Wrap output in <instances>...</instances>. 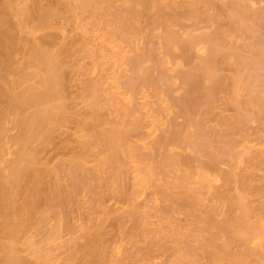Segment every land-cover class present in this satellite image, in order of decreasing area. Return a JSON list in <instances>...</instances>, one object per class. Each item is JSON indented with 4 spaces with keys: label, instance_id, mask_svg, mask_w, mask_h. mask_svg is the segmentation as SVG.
<instances>
[{
    "label": "bare ground",
    "instance_id": "1",
    "mask_svg": "<svg viewBox=\"0 0 264 264\" xmlns=\"http://www.w3.org/2000/svg\"><path fill=\"white\" fill-rule=\"evenodd\" d=\"M262 114L264 0H0V264H264Z\"/></svg>",
    "mask_w": 264,
    "mask_h": 264
},
{
    "label": "rangeland",
    "instance_id": "2",
    "mask_svg": "<svg viewBox=\"0 0 264 264\" xmlns=\"http://www.w3.org/2000/svg\"><path fill=\"white\" fill-rule=\"evenodd\" d=\"M42 2H43V1H42ZM70 25H73V24H69V25H68L67 30L70 29V30H68L69 32L71 31V28L73 27V26L71 27ZM70 27H71V28H70ZM92 27L94 28V30L97 29V28H95L94 26H92ZM90 28H91V27H89L88 30H91V32L87 35V38L85 39V45H89V46H87V47L85 46V47L83 48V50H84L83 52H86V53L89 52V53H92V54H93V52H92L93 50H92V49H94V48H95L96 50H98L99 52L96 51V52H98V54L95 53V54H96L95 56L92 55V56H94V57L87 56L86 59H84V61L86 60L85 62H88V64H90L89 67L92 66V65H91V62H89V61H91V60L95 61V63H96V64H95V67H96L98 70H99V69H102V68L105 69L104 67H106L107 70H105V72H106V73H105V76H106V77H105V82L107 83V81H108L109 86H111V88H110L111 91H110V89H109L108 91H110L111 94H113V92H114V94H115V95H114L115 98H121L120 96H121L123 93H122V94H119V93H120V90H122V89H120V86H116V85H117V83H118L119 81H121V80L123 79L122 77H121V78H122V79H121L119 76H120L121 74H123L122 71H123L124 67H123V66H120V65L117 64V60H116L117 58H116V57H118V56H115V58H114V57H113L114 54H111V53H110V52L112 51V49L114 50V48H113V46H114L113 44H114V43H113V42H110L109 40L105 41V40H104L105 38H103V37L100 35V34H102L100 29H99L100 31L97 29V30L94 32V31L92 30L93 28H91V29H90ZM92 31H93V32H92ZM97 31H98V32H97ZM200 31H203V30L201 29V30H199L198 32H200ZM42 33H43V32H42ZM91 33H93V34H91ZM98 33H99V34H98ZM96 34H97V38L94 37V36H96ZM98 35H100V38H99V39H98ZM88 36H89V37H88ZM102 38H103L104 41H103V40L101 41ZM89 39H90V40H89ZM95 39H96L97 41H95ZM90 41H91V42H90ZM95 42H96V43H95ZM98 42H99V43H98ZM106 42H107V43H106ZM94 43H95V44H94ZM105 43H106V44H105ZM97 44H98V45H97ZM110 44L113 45V46L111 47ZM91 45H94V46H91ZM99 45H101V46H99ZM106 45L108 46V48H107ZM96 46H97V47H96ZM103 46H104V47L106 46V47L104 48ZM126 47H127V49L129 48V46H125V48H126ZM90 48H91V51L89 50ZM97 48H98V49H97ZM99 48H100V49H99ZM101 48H102V49H101ZM125 48H124L122 51H124ZM85 49H86V50H85ZM95 49H94V50H95ZM108 49H109V50H108ZM127 49H126V50H127ZM87 50H88V51H87ZM107 50H108V51H107ZM128 50H130V49H128ZM112 52H113V51H112ZM124 52H125V51H124ZM129 52L131 53V51H129ZM89 53H88V55H90ZM100 53H101V55H100ZM108 53H109V54H108ZM125 53H126V52H125ZM130 53H129V54H130ZM83 54H85V53H83ZM97 55H98V56H97ZM110 55H111V56H110ZM119 55H120V54H119ZM90 57H91V58H90ZM87 58L89 59V61H87V60H88ZM118 58H119V57H118ZM100 59H101V60H100ZM109 59H110V60H109ZM105 60H106V62H105ZM115 60H116V61H115ZM108 61H109V62H108ZM118 61H119V60H118ZM110 62H111V63H110ZM112 63H113V65H112V67H110ZM109 64H110V65H109ZM103 65H104V66H103ZM105 65H106V66H105ZM114 65H115V66H114ZM117 66H118V68H117ZM99 67H100V68H99ZM114 67H115V68H114ZM120 67H121V68H120ZM108 69H109L110 71H109ZM111 69H114V70H113L114 72H112ZM115 70H116V71H115ZM108 72H109V73H108ZM111 72H112V73H111ZM120 72H122V73H120ZM115 73H116V74H115ZM109 74H112V75H109ZM107 76H109V77L107 78ZM110 76H111V78H110ZM121 76H122V75H121ZM118 77H119L120 79H119ZM110 79H112V80H110ZM116 79H117L118 81H117ZM112 85H113V87H112ZM115 88H116V89H115ZM114 89H115V90H114ZM112 91H113V92H112ZM106 94H107V93H106ZM106 94H104L105 98H106L107 96H109V95L106 96ZM118 94H119L120 96H119ZM117 95H118L119 97H116ZM104 96H103V98H104ZM123 96L126 97V95H124V94H123ZM122 98H123V97H122ZM126 100H127V99H126ZM104 102H105V101H104ZM262 115H263V114H262ZM260 116H261V114H260ZM263 116H264V115H263ZM262 118H263V117H262ZM262 118H261V120H262ZM263 119H264V118H263ZM261 120H260V118H259V121H261ZM263 122H264V120H263ZM258 125H259V124H258ZM260 125H261V124H260ZM260 125H259V128H261ZM262 125H263V123H262ZM263 126H264V125H263ZM263 129H264V128H263ZM156 132H157V131H156ZM244 143H246V142H243V144H244ZM240 145H241V144H240ZM240 145H239V147H236V148H237V149H238V148L240 149V148H242L243 146H244V148H245V145H241L242 147H240ZM246 147H252V148H251L252 150H254V148H255V149L258 151L259 148H260V149H261L262 147L264 148V143H263V144H262V143L259 144V143H256L255 141H251V142H248V144H247ZM244 148H242V149H244ZM239 149H238V150H239ZM211 150H214V151H213V154H214L215 149L212 148ZM235 150H236V149H233L231 152H232V153H235V152L237 151V150H236V151H235ZM256 150H255V151H256ZM216 151H217V150H216ZM233 151H234V152H233ZM239 151H240V150H239ZM215 153H216V152H215ZM217 154H218V153H216L215 155H217ZM261 155L264 157L263 154H261ZM258 158H259V159H258ZM258 158H257V159H253V161L255 160V161L257 162V160H260L262 157H258ZM246 159H247V160H246ZM242 160H243V161L246 160V162H244L243 165H245L247 162L249 163V162L252 161V160L250 161V158L248 159L246 156H243V157H242ZM253 161H252V162H253ZM255 161H254V162H255ZM261 161H263V160L261 159L259 162L261 163ZM254 162H253V163H254ZM256 162H255L254 164H256ZM259 162H257L258 164H256L255 167H256V169H257V167H258V169H260V166H261V169L263 170V169H264V168H263L264 166L262 167V165L264 164V161L262 162L263 164L261 163L262 165H261V164L259 165ZM258 165H259V166H258ZM253 167H254V166H253ZM255 167H254V168H255ZM247 169H248V168H247ZM245 170H246V169H245ZM248 170H249V169H248ZM261 172H262V171H261ZM243 173H244V172H243ZM247 173L249 174V171H246V172L244 173V174L246 175V178H248V177H247V176H248ZM245 175H244V177H245ZM262 175H263V174H262ZM262 175L260 174V176H262ZM260 176H259V174L257 175V177H254V176H253V178H256V179H253V181H252V180L249 181V184H250V182L252 181L251 184H250L251 191H252V190L254 191V189H252V187H251V186H253V185H254L253 187H254V188H257V190H258V191H257V190L255 189L256 192H257V194L253 196V199H252V202H251V204H252V205L254 204L255 207H256V205H258V206L260 207V205H262V202H263V200H264V183H262V181L264 182V179H263V180L261 179V178H264V175H263L262 177H260ZM258 178H259V180H258ZM248 180H249V179H248ZM246 187H247V188H246L245 190L249 189L248 192H250V188H249V186L247 185ZM233 189H236V188L233 187ZM147 190H149V191H148L149 194L147 195L148 192L146 191L147 193H145V192H143V191H145V190H143V191H142L143 194L140 192L141 194H139L137 200H142V199H144V198H148V199H149L148 196H149V195L151 196V192H152V191H150L151 189H149V188H148ZM253 191H252V192H253ZM246 192H247V191H246ZM254 192H255V191H254ZM256 192H255V193H256ZM144 193L147 195V196L145 195L146 197L144 196ZM231 193H233V191H232ZM141 196H144V197L141 198ZM261 197H262V198H261ZM110 201H112V200H110ZM145 201H146V199H145ZM148 202H150V201H148ZM108 203H109V202H107L106 204H108ZM150 203H151V202H150ZM110 204H111V202H110ZM112 204H113V201H112ZM115 204H116V205H115ZM115 204H114V206H120V205H122V206H120V207H125V206H126V205L123 204V203H122V204H120V203H115ZM256 208H258V207H256ZM153 218H154L155 220H157V217H153ZM154 219H152V221H153ZM155 222H156V221H154V223H155ZM150 226H151V225H150ZM152 226H154V224H153ZM152 226H151V227H152ZM154 227H155V226H154ZM56 240H57V242L54 240V241H55L54 244H55V243H58V242H59L58 240H61V239L58 238V239H56ZM52 242H53V241H52ZM252 244L254 245V242H252ZM252 244H250V245H252ZM49 245H50V244H49ZM49 245H48V246H49ZM52 245H53V243H52ZM48 246H47V247H48ZM239 249H240V248H238V247H234V248H233V250H235V252H238ZM58 252H59V250H58L56 253H58ZM169 252H170V251H169ZM169 252H167V253H169ZM198 252H199V250H198ZM233 252H234V251H233ZM60 254H61V253H60ZM59 256H61V255H59ZM162 257H163V260L166 259V257H164V256L162 255L161 258H160V256L154 258L155 261H153V260H154V259H153L151 264H153V262L156 263V261L159 262L160 260H162ZM57 258H58V257H57ZM60 258H61V259L63 258L62 260H64L65 257H64V255H62V257H59V258H58L59 260L56 259L55 261H53V264H54V262H55V264H57L58 261H60L59 264H60V263L62 264L63 261H61ZM157 258H158L159 261L157 260ZM159 258H160V259H159ZM169 259H170V258H169ZM124 263H125V262H124ZM118 264H119V263H118ZM131 264H139V263H138V262H135V258H132V259H131ZM140 264H147V263H143V262H141ZM148 264H150V262H149Z\"/></svg>",
    "mask_w": 264,
    "mask_h": 264
}]
</instances>
